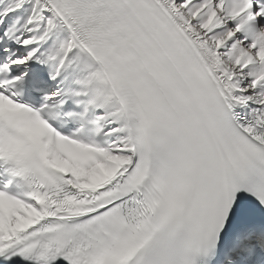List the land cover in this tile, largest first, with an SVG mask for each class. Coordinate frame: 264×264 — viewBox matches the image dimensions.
Masks as SVG:
<instances>
[{"label":"snow or ice","instance_id":"snow-or-ice-1","mask_svg":"<svg viewBox=\"0 0 264 264\" xmlns=\"http://www.w3.org/2000/svg\"><path fill=\"white\" fill-rule=\"evenodd\" d=\"M60 259L264 264V0H0V264Z\"/></svg>","mask_w":264,"mask_h":264},{"label":"clouds","instance_id":"clouds-1","mask_svg":"<svg viewBox=\"0 0 264 264\" xmlns=\"http://www.w3.org/2000/svg\"><path fill=\"white\" fill-rule=\"evenodd\" d=\"M19 159L22 161L20 165V176L22 179L35 180L39 183L49 184L51 181L58 179L56 173L49 168H46L40 157V151L35 146L25 143L24 150ZM3 163H10L11 166L16 167L15 160L3 161Z\"/></svg>","mask_w":264,"mask_h":264}]
</instances>
